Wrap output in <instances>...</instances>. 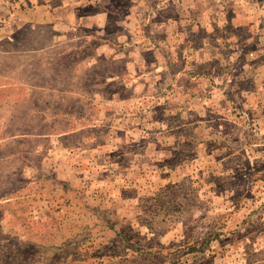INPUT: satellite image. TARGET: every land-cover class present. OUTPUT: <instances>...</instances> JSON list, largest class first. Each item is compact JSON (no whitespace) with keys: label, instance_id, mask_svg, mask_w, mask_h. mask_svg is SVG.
Masks as SVG:
<instances>
[{"label":"rangeland","instance_id":"obj_1","mask_svg":"<svg viewBox=\"0 0 264 264\" xmlns=\"http://www.w3.org/2000/svg\"><path fill=\"white\" fill-rule=\"evenodd\" d=\"M0 264H264V0H0Z\"/></svg>","mask_w":264,"mask_h":264}]
</instances>
